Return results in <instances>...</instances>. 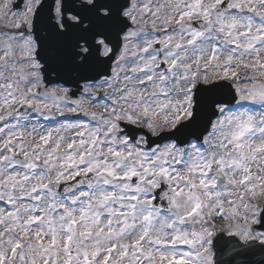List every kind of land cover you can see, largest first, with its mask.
Masks as SVG:
<instances>
[{"label": "snow or ice", "instance_id": "snow-or-ice-1", "mask_svg": "<svg viewBox=\"0 0 264 264\" xmlns=\"http://www.w3.org/2000/svg\"><path fill=\"white\" fill-rule=\"evenodd\" d=\"M0 264H264V0H0Z\"/></svg>", "mask_w": 264, "mask_h": 264}]
</instances>
